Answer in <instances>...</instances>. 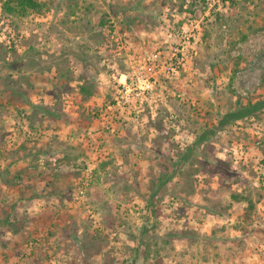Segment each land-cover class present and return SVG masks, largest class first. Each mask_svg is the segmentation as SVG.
Segmentation results:
<instances>
[{
	"label": "rangeland",
	"instance_id": "obj_1",
	"mask_svg": "<svg viewBox=\"0 0 264 264\" xmlns=\"http://www.w3.org/2000/svg\"><path fill=\"white\" fill-rule=\"evenodd\" d=\"M3 2L0 264H264V0Z\"/></svg>",
	"mask_w": 264,
	"mask_h": 264
},
{
	"label": "trees",
	"instance_id": "obj_2",
	"mask_svg": "<svg viewBox=\"0 0 264 264\" xmlns=\"http://www.w3.org/2000/svg\"><path fill=\"white\" fill-rule=\"evenodd\" d=\"M11 4V5H10ZM38 0H4L2 3L3 8L8 12H15L18 14H24L28 10H37L40 7ZM264 106V100L256 101L255 103H248L240 106L234 110L228 111L223 114L218 121L217 126H225L230 122L242 119L254 111ZM207 131H204L202 135L195 139L194 144H200L206 138ZM187 155L184 156L186 158Z\"/></svg>",
	"mask_w": 264,
	"mask_h": 264
},
{
	"label": "crops",
	"instance_id": "obj_3",
	"mask_svg": "<svg viewBox=\"0 0 264 264\" xmlns=\"http://www.w3.org/2000/svg\"><path fill=\"white\" fill-rule=\"evenodd\" d=\"M15 101H14L15 104H10V102L6 101V100L3 101L2 110H4V112H1V114H0V127L1 126L6 127L8 124L10 125V123H8V120L10 118H13V117H12V114H10L8 111L9 107H11V109H13V105L19 106V108H22V107L28 108L29 107L23 99H20V97H19V99H15ZM48 108L47 107H45L44 109L40 108V110H41L40 116L44 115V117H47V115L49 114L48 112L50 111V109H48ZM5 166L9 167L10 165L5 164ZM3 172H4V170H2L0 174L3 175L2 174ZM14 178L17 182H20V184L17 183V184H14V186H9L8 184L1 182L3 184V188L1 189V191L4 192V195L10 196L11 194H13L17 198H23V196H25V194H27L24 192L28 191L26 185H24V180L19 178V177H14ZM13 191H14V193H12ZM29 194H31V193H29ZM1 195L2 194L0 193V198H3L4 196H1ZM53 195H56V194H53ZM24 227H26V226H24Z\"/></svg>",
	"mask_w": 264,
	"mask_h": 264
},
{
	"label": "built area",
	"instance_id": "obj_4",
	"mask_svg": "<svg viewBox=\"0 0 264 264\" xmlns=\"http://www.w3.org/2000/svg\"><path fill=\"white\" fill-rule=\"evenodd\" d=\"M109 130L110 131H113V127H109ZM97 132V134H100V130H98V131H96ZM77 193H78V195L80 196V197H82L83 196V193H84V190H83V188L81 189H78V191H77Z\"/></svg>",
	"mask_w": 264,
	"mask_h": 264
}]
</instances>
